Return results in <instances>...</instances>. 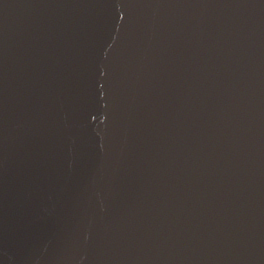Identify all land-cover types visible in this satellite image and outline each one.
I'll use <instances>...</instances> for the list:
<instances>
[{
  "label": "water",
  "instance_id": "water-1",
  "mask_svg": "<svg viewBox=\"0 0 264 264\" xmlns=\"http://www.w3.org/2000/svg\"><path fill=\"white\" fill-rule=\"evenodd\" d=\"M0 264H264V0H0Z\"/></svg>",
  "mask_w": 264,
  "mask_h": 264
}]
</instances>
